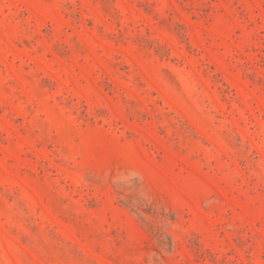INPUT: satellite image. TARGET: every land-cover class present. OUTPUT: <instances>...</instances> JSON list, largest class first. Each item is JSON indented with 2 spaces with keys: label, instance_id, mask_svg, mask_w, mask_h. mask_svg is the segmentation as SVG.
<instances>
[{
  "label": "rangeland",
  "instance_id": "374dc122",
  "mask_svg": "<svg viewBox=\"0 0 264 264\" xmlns=\"http://www.w3.org/2000/svg\"><path fill=\"white\" fill-rule=\"evenodd\" d=\"M0 264H264V0H0Z\"/></svg>",
  "mask_w": 264,
  "mask_h": 264
}]
</instances>
